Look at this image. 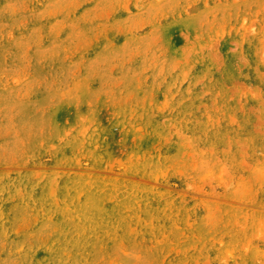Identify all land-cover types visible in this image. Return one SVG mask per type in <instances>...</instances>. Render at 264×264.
Listing matches in <instances>:
<instances>
[{"label": "rangeland", "instance_id": "rangeland-1", "mask_svg": "<svg viewBox=\"0 0 264 264\" xmlns=\"http://www.w3.org/2000/svg\"><path fill=\"white\" fill-rule=\"evenodd\" d=\"M0 264H264V0H0Z\"/></svg>", "mask_w": 264, "mask_h": 264}, {"label": "bare ground", "instance_id": "bare-ground-1", "mask_svg": "<svg viewBox=\"0 0 264 264\" xmlns=\"http://www.w3.org/2000/svg\"><path fill=\"white\" fill-rule=\"evenodd\" d=\"M155 151V150H154ZM132 152H133V150H132ZM137 152H139V151H137ZM104 153V152H103ZM105 154V153H104ZM143 154H144V152H143ZM137 155V154H136ZM140 155V154H139ZM138 156V155H137ZM137 156H136V158H137ZM143 156V155H142ZM148 156V155H147ZM113 157V156H112ZM127 158V157H126ZM139 158V157H138ZM145 158H146V156H145ZM130 159V158H129ZM143 159V158H142ZM107 160V159H106ZM125 160V159H124ZM136 160V159H135ZM139 160H141V159H139ZM99 161H100V159H99ZM111 162H114V161H112V160H110ZM126 162H128L127 160H125ZM132 161H133V159H132ZM146 161V160H145ZM96 162V161H95ZM139 162V161H138ZM121 163H122V160H121ZM134 163V162H133ZM130 165V164H129ZM128 165V166H129ZM127 167V166H126Z\"/></svg>", "mask_w": 264, "mask_h": 264}]
</instances>
